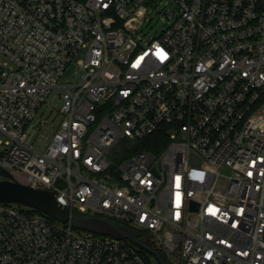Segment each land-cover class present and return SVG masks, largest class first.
I'll return each mask as SVG.
<instances>
[{
	"label": "built area",
	"instance_id": "1",
	"mask_svg": "<svg viewBox=\"0 0 264 264\" xmlns=\"http://www.w3.org/2000/svg\"><path fill=\"white\" fill-rule=\"evenodd\" d=\"M162 129V151L140 147ZM0 135L10 181L145 234L168 264H264V0H0ZM34 211L0 204V264H147Z\"/></svg>",
	"mask_w": 264,
	"mask_h": 264
},
{
	"label": "water",
	"instance_id": "2",
	"mask_svg": "<svg viewBox=\"0 0 264 264\" xmlns=\"http://www.w3.org/2000/svg\"><path fill=\"white\" fill-rule=\"evenodd\" d=\"M0 204H19L38 211L48 218L66 224L71 221L75 230L101 236H110L117 240L129 241L144 252L156 258L159 264H168L165 256L150 246L145 234H141L126 225L100 216H87L80 213L71 214L61 206L51 191L35 190L29 186L10 181L7 172L0 170ZM193 207L197 205L193 204Z\"/></svg>",
	"mask_w": 264,
	"mask_h": 264
},
{
	"label": "rangeland",
	"instance_id": "3",
	"mask_svg": "<svg viewBox=\"0 0 264 264\" xmlns=\"http://www.w3.org/2000/svg\"><path fill=\"white\" fill-rule=\"evenodd\" d=\"M156 10L155 12L152 13L150 21L146 22L142 28H141V36L144 38V40L149 41L150 38L157 36L160 31L162 30V27L164 26V21L162 20V17L160 14H158ZM83 58V54H80L76 60H74L66 69L63 77L61 78L59 85L64 86L68 84H72L75 82V75L76 71L78 70V64L77 62ZM65 88L64 87H57L55 88L47 98V101L45 105L42 108L41 114L37 117L36 121L42 117L43 120H47L49 123L48 128H37V132L40 134L36 140L32 138V142L40 148L45 147L48 145V143L51 140V137L55 131V129L59 126L61 120H62V115L59 113V110L61 108V101H60V93L64 92ZM53 110V112H51ZM2 136L0 135V139ZM127 142L126 139L123 140L122 144L119 145L117 148V151L119 149H124V144ZM227 173V171H225ZM2 178L0 177V180ZM14 207H17L22 210H27L26 207L19 205V204H12ZM58 223V222H57ZM59 224V223H58ZM82 232V231H81ZM136 247V246H135ZM136 249H138L136 247ZM149 260L152 264H158V261L154 256H149Z\"/></svg>",
	"mask_w": 264,
	"mask_h": 264
},
{
	"label": "trees",
	"instance_id": "4",
	"mask_svg": "<svg viewBox=\"0 0 264 264\" xmlns=\"http://www.w3.org/2000/svg\"><path fill=\"white\" fill-rule=\"evenodd\" d=\"M167 143H168V133H167L166 129H162V130L157 131L153 135L149 136L148 138H146V140L142 142L140 147L144 148L145 150H147L153 154H157L166 147ZM51 221L55 222L54 220H51ZM126 242L135 247V245H133L131 242H129V241H126ZM137 248H138L137 249L138 252L141 254L144 261L147 264H152L149 260V256H152V255L144 252L139 247H137Z\"/></svg>",
	"mask_w": 264,
	"mask_h": 264
}]
</instances>
